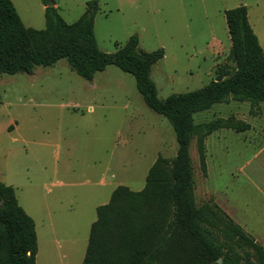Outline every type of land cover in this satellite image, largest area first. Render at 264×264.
Returning a JSON list of instances; mask_svg holds the SVG:
<instances>
[{
	"label": "rangeland",
	"instance_id": "374dc122",
	"mask_svg": "<svg viewBox=\"0 0 264 264\" xmlns=\"http://www.w3.org/2000/svg\"><path fill=\"white\" fill-rule=\"evenodd\" d=\"M25 27L41 30L49 2L68 24L96 1L93 19L97 48L113 53L136 35L142 52L163 50L150 68L157 95L201 88L228 77L234 64L224 11L240 5L264 53V0H10ZM256 110V109H255ZM256 115L249 103L230 100L195 113V123L233 117L250 125L237 133L218 130L204 140L202 172L196 140L189 145L195 206L230 218L264 247V103ZM177 150L168 120L150 110L133 76L115 66L77 76L65 60L35 67L29 75H0V182L35 225V264H81L95 209L124 186L141 191L157 159ZM256 177L261 184L256 181ZM254 238V237H253ZM182 232L164 247L160 264H212ZM181 259V260H180Z\"/></svg>",
	"mask_w": 264,
	"mask_h": 264
},
{
	"label": "trees",
	"instance_id": "16d2710c",
	"mask_svg": "<svg viewBox=\"0 0 264 264\" xmlns=\"http://www.w3.org/2000/svg\"><path fill=\"white\" fill-rule=\"evenodd\" d=\"M97 9L96 1L87 2L85 12L68 24L54 7H45V26L36 30L22 24L10 0H0V75H29L35 67H49L63 59L77 76L91 81L95 73L115 66L133 76L144 104L165 117L175 134V156L157 157L141 191L118 186L108 202L95 209L81 264H160L164 247L177 232L195 246L185 253L182 247L178 250L188 261L199 255L212 264L217 259L222 264H264L263 247L242 227L206 205L195 206L189 158L195 138L205 173L207 136L221 129L237 133L250 129L233 117L195 123V113L233 100L249 103L250 114L256 115L264 102V53L248 23L246 7L224 11L231 44L227 58L234 64L228 77L164 99L158 97L149 75L151 66L163 58V50L139 51L138 38L132 35L113 53L100 51L93 32ZM1 204L0 264H35L34 221L18 204L14 189L0 182Z\"/></svg>",
	"mask_w": 264,
	"mask_h": 264
},
{
	"label": "crops",
	"instance_id": "0c3cea01",
	"mask_svg": "<svg viewBox=\"0 0 264 264\" xmlns=\"http://www.w3.org/2000/svg\"><path fill=\"white\" fill-rule=\"evenodd\" d=\"M247 9V8H246ZM262 103H264V102H262ZM222 130V129H221ZM218 131V130H217ZM248 131V130H247ZM259 153H258V155H261V157L264 159V145H262L261 147H260V150L258 151ZM264 163V162H263ZM257 179H258V177H256V181H257ZM258 183L259 184H261V181L258 179ZM264 221V220H263ZM241 227V226H240ZM243 229V228H242ZM244 230V229H243ZM245 231V230H244ZM245 232H247V231H245ZM248 233V232H247ZM249 234V233H248ZM250 236H252L251 234H249ZM252 237H254L253 239L257 242V243H259V242H261V239H260V237L259 236H257V235H253ZM262 247H263V245L261 244V243H259ZM263 249H264V247H263Z\"/></svg>",
	"mask_w": 264,
	"mask_h": 264
},
{
	"label": "water",
	"instance_id": "95a60500",
	"mask_svg": "<svg viewBox=\"0 0 264 264\" xmlns=\"http://www.w3.org/2000/svg\"><path fill=\"white\" fill-rule=\"evenodd\" d=\"M52 6H53V3H52V2H49V3L46 5L47 8H51ZM0 206H2V204H1ZM216 263H217V264H222V260H221V259H217Z\"/></svg>",
	"mask_w": 264,
	"mask_h": 264
}]
</instances>
